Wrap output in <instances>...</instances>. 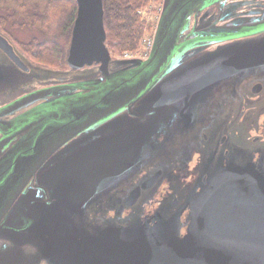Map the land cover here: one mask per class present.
<instances>
[{"label":"water","instance_id":"obj_1","mask_svg":"<svg viewBox=\"0 0 264 264\" xmlns=\"http://www.w3.org/2000/svg\"><path fill=\"white\" fill-rule=\"evenodd\" d=\"M76 2L67 68L0 29V153L21 136L0 159V264H264V7L164 0L148 58L122 59L104 0Z\"/></svg>","mask_w":264,"mask_h":264},{"label":"trees","instance_id":"obj_2","mask_svg":"<svg viewBox=\"0 0 264 264\" xmlns=\"http://www.w3.org/2000/svg\"><path fill=\"white\" fill-rule=\"evenodd\" d=\"M152 0H104L107 43L114 57L139 52L143 38L155 31L156 22L144 18L142 10ZM0 29L7 25L49 31L54 23L66 26L63 33L71 35L77 10L76 0H0ZM63 24V25H62ZM22 51L32 61L54 69L67 68L63 44L58 39L42 41L34 37L20 43Z\"/></svg>","mask_w":264,"mask_h":264},{"label":"flooded vegetation","instance_id":"obj_3","mask_svg":"<svg viewBox=\"0 0 264 264\" xmlns=\"http://www.w3.org/2000/svg\"><path fill=\"white\" fill-rule=\"evenodd\" d=\"M243 2L242 6L237 10L236 12V16L237 17H242V18H254V17H258L261 16L263 14V7H264V0H240ZM222 3L223 1L216 3L214 5H212L211 7H209L208 10V17L207 20H210L211 22V26L216 24L221 9H222ZM205 11L200 12L197 16H193V26L196 25V23L198 22V20L200 19V17L202 16V14ZM234 18V17H233ZM195 34H192L191 36H194ZM186 37H184L183 39H185ZM235 40H231V41H227V42H221L222 44H226V43H230V42H234ZM219 45V44H217ZM260 83V81H259ZM237 110H242L241 113L244 114L245 112L248 111V109L246 108L247 104L245 102L240 101L239 103L237 102ZM263 105H258L254 108V114L256 117V122H255V126L252 128V130L250 131V135L255 137V141L256 142H264V113L262 112L263 110ZM230 124V121H229ZM236 133H239V131L237 130ZM21 138V136L16 137L14 140H12V142L6 147L4 148L1 153H0V159L2 157H4L10 150V148ZM70 142V141H69ZM68 144V143H67ZM263 144V143H262ZM259 145V144H258ZM66 146L63 145L62 148H64ZM61 149V148H60ZM54 151L51 156L48 158L47 162H50L51 159L59 152V150ZM198 159H199V154H195L193 157V160L191 161L189 167L186 169L185 172H191V170L194 168V166L198 163ZM178 170V169H177ZM38 174L39 171L31 178V180L29 181V183L26 185V187L19 193V195L17 196V198H15V200L13 201L9 212L14 210L19 202L21 201V197L25 191V189H27L28 187H31L32 189H39L40 187V182L38 181ZM192 177V175L190 174L189 177H187L186 179L189 180ZM134 186V182H130L128 183V188H132ZM43 196V201L47 202L48 204H51L54 199L51 197L49 192L46 193H42L41 195ZM114 216L113 212H111L110 214H106V215H96L93 214L91 216V219H101L103 222L105 220H111V218ZM185 217V215H184ZM185 231V228L184 230ZM41 264H49L46 261H42Z\"/></svg>","mask_w":264,"mask_h":264},{"label":"rangeland","instance_id":"obj_4","mask_svg":"<svg viewBox=\"0 0 264 264\" xmlns=\"http://www.w3.org/2000/svg\"><path fill=\"white\" fill-rule=\"evenodd\" d=\"M163 1L164 0H152V3L149 5V7H146L145 9L142 10V13L144 15V18H147L150 21L156 22V26L162 11L163 7ZM1 13H5L4 10L0 8ZM77 12V10H76ZM76 18V15H75ZM74 18V21H75ZM63 25V24H62ZM74 26V22H73ZM72 26V28H73ZM61 27V23L56 22L54 23V26L49 30V31H36V30H31L27 27L21 28V27H13L11 24L7 25V27L4 30V33L8 35L20 48V43H28L30 42L34 37H37L39 40L42 41H51L52 39H58L63 46H64V52L66 51V48L68 44L70 43L71 37H72V31L71 35L68 36L67 33H63L65 29L67 28ZM156 29V28H155ZM73 30V29H72ZM155 31L149 35H146L143 38L142 41V47L139 52L131 53L129 54L124 53L121 56H117L115 58H122V59H133V58H139V57H145L148 55L149 47H150V42L151 39L153 40L154 38ZM23 52V51H22Z\"/></svg>","mask_w":264,"mask_h":264},{"label":"built area","instance_id":"obj_5","mask_svg":"<svg viewBox=\"0 0 264 264\" xmlns=\"http://www.w3.org/2000/svg\"><path fill=\"white\" fill-rule=\"evenodd\" d=\"M151 46H152V39H151L150 47H149V48H151ZM149 51H150V49H149ZM149 51H148V53H149ZM126 54H129V53H126ZM146 56H147V55H146Z\"/></svg>","mask_w":264,"mask_h":264}]
</instances>
